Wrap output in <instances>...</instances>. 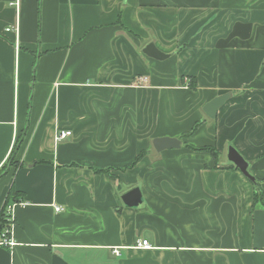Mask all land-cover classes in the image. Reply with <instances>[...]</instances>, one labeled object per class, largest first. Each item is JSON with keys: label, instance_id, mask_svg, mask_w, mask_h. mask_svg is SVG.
<instances>
[{"label": "crops", "instance_id": "1", "mask_svg": "<svg viewBox=\"0 0 264 264\" xmlns=\"http://www.w3.org/2000/svg\"><path fill=\"white\" fill-rule=\"evenodd\" d=\"M14 1L0 0V214L15 203L17 244L0 264H264V0ZM165 136L181 146L158 152Z\"/></svg>", "mask_w": 264, "mask_h": 264}, {"label": "water", "instance_id": "2", "mask_svg": "<svg viewBox=\"0 0 264 264\" xmlns=\"http://www.w3.org/2000/svg\"><path fill=\"white\" fill-rule=\"evenodd\" d=\"M143 52L156 59H164L169 55L162 52L154 42H149L144 48ZM231 92H226L221 95L214 97L212 100L208 101L203 110L206 115L210 118H215L218 113L219 107L230 97ZM153 146L158 151L161 152L169 148H178L181 146V140L177 137H156L153 140ZM228 160L234 164V166L239 169L244 176H246L254 185L258 184V180L250 170V164L245 159V157L233 146H228L227 151ZM122 199L125 205L130 207L140 208L144 206V198L140 186L136 185L122 194Z\"/></svg>", "mask_w": 264, "mask_h": 264}, {"label": "built area", "instance_id": "3", "mask_svg": "<svg viewBox=\"0 0 264 264\" xmlns=\"http://www.w3.org/2000/svg\"><path fill=\"white\" fill-rule=\"evenodd\" d=\"M12 5H15L16 8L19 10L20 7V1L19 0H15L14 2L11 3ZM7 30L9 31L10 28H7ZM18 28L17 26L15 27V31H17ZM146 78H141V80H145ZM72 132L68 129H63L57 132L56 134V141H60L62 139H65L67 136H69ZM14 204L8 205L7 206V214H8V221L9 224L8 226L4 227V229L2 230V236H1V240H0V244H4L10 248H13L17 242L14 239V236L12 234V229H13V222H14V216L12 214L13 208H14ZM57 211L62 210L61 206H57L56 207ZM137 248L140 249H149L152 248V245L148 242V240L146 239H140L138 240V242L136 243ZM115 253H119L117 249H115Z\"/></svg>", "mask_w": 264, "mask_h": 264}, {"label": "trees", "instance_id": "4", "mask_svg": "<svg viewBox=\"0 0 264 264\" xmlns=\"http://www.w3.org/2000/svg\"><path fill=\"white\" fill-rule=\"evenodd\" d=\"M191 85L193 86V83H192V82H191ZM19 142H20V139H17V141H16L14 147L16 146V148H17V144H18ZM16 148H14L13 151H14ZM202 149L211 152V153L215 156L216 162L218 163V160H217V159H219V156H218L217 149H216L214 146H205V147H202ZM144 153H145V152L142 151V152L136 157V160L134 161L133 164H135L136 162H138V161L141 159V157L144 155ZM9 162H10L13 166H15V167H18V166H19V165H18V162L14 161V158H12V157L10 158ZM217 163H216V164H217ZM234 168H236V167H234ZM108 175H109V177L112 178L113 180H118V178H117L116 176H114L113 174L109 173ZM257 180H258V182H259V179H258V178H257ZM120 185H122V183H120ZM258 185H259V183H258L255 187H256V189L259 190ZM16 194H19V193L15 192L13 189L10 190V196H14V195H16ZM261 195H262V191L260 192V194H259L258 192H255V195H254V196H255V199H257V198H259V197H260V199H261ZM6 206H7V204H6ZM6 206H5V207H6ZM4 211H5V210L3 209V211H2L1 214H0V228H1V230H3L4 227L8 226V224H9V221L7 222L8 217H6V211H5V212H4ZM6 218H7V219H6Z\"/></svg>", "mask_w": 264, "mask_h": 264}, {"label": "rangeland", "instance_id": "5", "mask_svg": "<svg viewBox=\"0 0 264 264\" xmlns=\"http://www.w3.org/2000/svg\"><path fill=\"white\" fill-rule=\"evenodd\" d=\"M228 159V158H227ZM229 161V160H228ZM247 178V177H246ZM248 179V178H247ZM136 186V185H135ZM134 187V186H133ZM132 188V187H131ZM130 188L128 187V185L127 184H124L123 185V190H125V191H127V190H129Z\"/></svg>", "mask_w": 264, "mask_h": 264}]
</instances>
